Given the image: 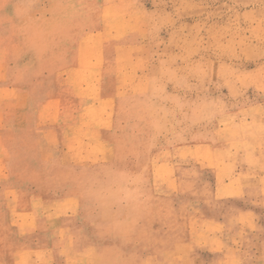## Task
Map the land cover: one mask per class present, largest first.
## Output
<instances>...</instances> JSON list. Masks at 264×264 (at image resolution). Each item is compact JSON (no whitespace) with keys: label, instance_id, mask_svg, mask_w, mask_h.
<instances>
[{"label":"rangeland","instance_id":"rangeland-1","mask_svg":"<svg viewBox=\"0 0 264 264\" xmlns=\"http://www.w3.org/2000/svg\"><path fill=\"white\" fill-rule=\"evenodd\" d=\"M0 264H264V0H0Z\"/></svg>","mask_w":264,"mask_h":264}]
</instances>
